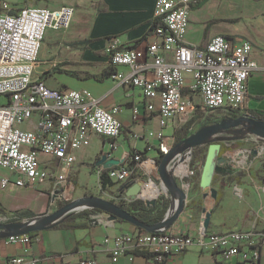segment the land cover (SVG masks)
<instances>
[{"label":"built area","instance_id":"obj_1","mask_svg":"<svg viewBox=\"0 0 264 264\" xmlns=\"http://www.w3.org/2000/svg\"><path fill=\"white\" fill-rule=\"evenodd\" d=\"M193 2L155 0L151 34L155 40L145 47L120 48L116 39H107L105 53L110 64L128 69L126 72L118 70L111 77L138 89L146 101L145 111L157 112L160 131L155 136L160 141L165 137L162 130L174 120L182 126L194 117V96H198L205 111L202 119L229 118L234 113L244 115L248 79L257 68L249 41L231 43L217 35L204 48L184 42ZM73 14L74 9L66 5L54 9L33 6L13 10L7 1L0 0L2 188L10 184L24 188L51 180L54 165L69 171L76 160L75 152L87 145L94 135L106 140L107 159L112 158L116 149V139L122 131L117 117L121 107L104 108L80 90H50L35 75L46 31L67 30ZM185 90L189 95H184ZM154 99L159 101L158 107ZM132 113L136 117L141 111L135 108ZM169 149L166 143L159 145L161 155ZM134 161L143 163L140 155H136ZM126 166L107 167L108 178L118 184L127 182L130 177L131 185L139 182L141 178L132 176ZM101 171L103 169H98V173ZM60 183L61 180H55L54 186ZM151 185L154 186L153 181L143 183L140 199L144 202ZM119 199L124 204L133 201L125 193ZM12 218L15 217L5 216L0 222H9ZM164 230L136 229L133 233L106 236L102 241L103 249L112 262L124 256L132 260L138 252L147 255L153 264H163L168 257L186 251L193 244L209 249L223 261L237 258L240 264H258L264 258V229L217 233L202 229L196 238L185 231L169 234ZM3 241L27 244L31 235L10 236ZM9 264L44 263L39 258L14 257ZM79 264H96V261L83 258Z\"/></svg>","mask_w":264,"mask_h":264},{"label":"crops","instance_id":"obj_2","mask_svg":"<svg viewBox=\"0 0 264 264\" xmlns=\"http://www.w3.org/2000/svg\"><path fill=\"white\" fill-rule=\"evenodd\" d=\"M5 1L11 5L13 10L25 7L22 4L25 1L27 3L38 1L51 5V9L62 5L70 6L74 9L73 18L76 11H82V14L88 15L87 17L82 14L78 15V19H74L71 23L72 26L70 25L63 32L48 29L44 36L61 37L60 33H63L65 37H83L77 42V45L83 49L74 52L73 59L64 63L65 65L68 64L67 67L72 66L73 69H62V66L60 68L75 72L79 76L71 77L69 82H64L65 84L62 85L57 83L56 85L46 86V81L50 77L67 76L51 71L52 76L47 72V78L42 81L43 74H41L39 80L50 90L74 89L83 91L89 94L91 98L96 99L100 106L107 109L113 106L121 107V112L117 117L122 123V131L116 139V149L112 152V158L120 161L118 166H126L130 162L129 149L144 151L143 163L133 165L132 176L135 174L147 182H154L152 194L146 192V201H148L149 206H153L152 202L156 203L161 196L169 200L167 194L159 192L161 182L155 162L161 155L159 151L161 142L166 143L170 148L174 145L176 126H181L179 121L174 120L165 127L162 130L165 136L163 141L158 140L155 136L160 131L158 114L156 111H145L144 104L146 101L139 90L129 85L120 84L112 77L103 76L109 68H112L114 72L118 70L128 71L126 67H114L110 64L105 53L107 39H116L120 48L131 47L137 42H139L138 47H145L155 40L150 35L155 0H63L61 2L57 0H23L22 3L17 0ZM48 32L50 33L48 34ZM217 35L226 37L231 43H238L243 40L251 43V57L256 62L257 68L248 79V93L243 109L244 111L264 112V0H194L189 13V24L184 42L190 46L204 48L206 43ZM72 44L76 43L73 42ZM40 53L38 66L41 63ZM85 75L101 78L99 80L84 78ZM187 78L190 77L187 76ZM189 93L187 90L184 91L185 96ZM196 98L198 96L193 98L195 103H197ZM198 101V104H200L199 98ZM153 103L158 107L159 101L157 99H154ZM135 108L141 111L136 117L132 113ZM229 134L231 133L222 136L227 137ZM107 150L108 146L104 138L97 135L92 136L87 145L75 152L76 160L70 170L74 171L76 166L83 165L84 167L85 163H92L95 166L96 180H98L100 174L98 169H108L107 167L103 168L105 164L97 167L102 154ZM251 158L252 155L249 154L248 159ZM53 168H57V166L54 165ZM71 171H69L67 178ZM131 178L123 184L117 183L114 185L115 189L105 188L114 204L117 205L122 202L119 198L125 193L126 189L124 188L131 185L129 182ZM54 185L55 180L51 179L24 188L16 187L13 184L5 188L0 186V213L4 217L6 215V217H10V215L18 217L19 221L52 213L56 209L55 203L59 202L54 200L53 193L58 190ZM84 210L67 215L60 222L63 223L61 227H51L32 234L31 241L27 244H6L3 239H0V264H9L10 259L14 257L39 258L44 264H79V261L83 258H93L96 264H153L149 258L138 252L133 255L132 260L124 256L119 258L118 261L112 262L110 256L103 249L102 241L104 237L133 233L136 231V227L130 223L121 222L119 219L113 220L105 212L75 217L77 213ZM25 213L32 218L25 216ZM192 215V207L185 201L184 212L171 227L164 231L169 234L185 231L190 237L196 238L202 230V224L200 222L197 229L196 224L190 226L189 220ZM76 225L83 226L75 227ZM240 228H232L230 225L225 224H213L207 232L217 233ZM251 228L256 231L264 229V212L260 217V221L253 223L249 229ZM163 264L240 263L237 258L223 261L209 249L193 244L186 251L168 257ZM258 264H264L263 257Z\"/></svg>","mask_w":264,"mask_h":264},{"label":"rangeland","instance_id":"obj_3","mask_svg":"<svg viewBox=\"0 0 264 264\" xmlns=\"http://www.w3.org/2000/svg\"><path fill=\"white\" fill-rule=\"evenodd\" d=\"M17 1L23 2V0ZM57 1L61 2L63 0ZM22 4L25 7L35 6L52 8L51 5L46 2L40 3L38 1H33L27 3V1H25ZM82 13V11H76L71 23H73L74 19H78V15ZM82 15L88 16L85 13ZM49 33L50 32H48V34ZM60 34L62 35L61 37H44L43 47L40 53L41 63L35 71L36 77L43 74L41 78L42 81L47 78V72L52 76L53 73H51V71H53L54 67H58L72 60L73 53L83 49L77 45V42L83 37H65L63 33ZM73 42L76 44H72ZM67 65L68 64H64L62 69H73L72 66L67 67ZM70 78L71 76H53L52 78H48L46 86L56 85L57 83L62 85L65 84L64 82H69ZM2 101L3 99L0 98V102ZM196 101V109L200 108L204 113V109L198 104V98H196ZM203 115L204 114L198 116L195 114L194 117L187 121H192L191 127L193 130H198L203 127V125L207 123V119L217 122L220 121L217 120L218 118H216V116L202 119ZM176 127L177 134L179 135L181 126L177 125ZM214 143L219 145L235 144L237 148L222 157H220L218 152L214 153L213 167L211 172L207 175L206 185L203 187L200 186L202 169L198 168L199 175L192 174L190 171L189 162L192 154L190 156L187 153V155H183V160L186 156L185 168L182 166L183 160L180 161V163H175L174 168L171 167V176L185 189L187 204L190 205L193 210V215L189 220L190 226L196 224L197 229L201 222V227L206 224V231H208L213 224H225L230 225L232 228L241 227L240 229H249L253 223H258L260 221V217L264 212V141L257 140L247 129L243 128L241 133L229 134L227 137L215 141ZM202 149L205 150L207 154L208 145L203 146ZM253 151L256 152L254 153ZM249 154L252 155L250 160L248 159ZM69 171L71 170L69 169ZM69 171L64 173L62 167L52 169L51 173L53 174V179L61 180V183L56 186L58 190L54 191V200L61 201V199H65L73 201L90 196L107 201L111 200L110 194H108L105 189L101 188L100 179L96 180V175L94 173L95 166L92 163H85L84 167L83 165L76 166L75 170L71 171L67 178ZM237 173H243L245 175L242 178V183L240 185L236 183L227 184L224 189L223 199L218 207H216V191L218 190L219 182ZM70 182H72V184H70ZM67 185H69V187H66ZM111 188L115 189L114 186ZM81 210L83 209L74 212ZM3 217L4 216L0 213V221H3Z\"/></svg>","mask_w":264,"mask_h":264},{"label":"water","instance_id":"obj_4","mask_svg":"<svg viewBox=\"0 0 264 264\" xmlns=\"http://www.w3.org/2000/svg\"><path fill=\"white\" fill-rule=\"evenodd\" d=\"M243 128L247 129L257 140L264 141V121L244 114L236 118H224L217 123L203 126L174 145L167 153L160 155V162L155 163L161 182V189H159V192L167 194L169 197V208L166 218L158 223L146 225L113 202L90 196L70 201L68 204L56 209L52 213H47L33 219L17 222H0V239L46 230L60 223L67 215L76 210L93 208L108 213L113 220H122L146 232L167 229L171 227L184 212L186 201L185 189L171 176V167L174 168L175 163L182 161L184 154L187 153L190 156L195 148L208 145L200 177V186L203 187L206 185V177L213 167L214 153L218 152L221 146L214 142L222 140L224 138L222 136L223 134L241 133ZM253 152L255 153L256 151ZM105 154L106 153L102 154L98 165L105 164V167L110 168L120 164V161L114 160L113 158L107 159ZM145 182L146 181L141 178L139 182H135L128 188L125 187V195L131 200L140 199L142 186ZM154 203L155 202H152V205H154ZM146 204L148 205L149 203L146 202ZM205 225L206 224L202 227L203 231H206Z\"/></svg>","mask_w":264,"mask_h":264},{"label":"trees","instance_id":"obj_5","mask_svg":"<svg viewBox=\"0 0 264 264\" xmlns=\"http://www.w3.org/2000/svg\"><path fill=\"white\" fill-rule=\"evenodd\" d=\"M153 32V26H151L150 28V35ZM139 42H137L136 44H134L133 46H131L132 48H138ZM61 66L63 65H59L58 67H55L53 69V73H57V74H65L67 76H71V77H78L79 75L75 72H71V71H67V70H62L60 69ZM115 72L113 71L112 68H109L108 71H106V73H104L103 76H108L111 77ZM42 78V77H41ZM84 78H95L96 80H99V77H93L91 75H85ZM195 113L198 116H201L203 114V112L200 110V108L196 109ZM246 115L251 116L252 118L258 119V120H262L264 121V112H259V111H245ZM237 117V113L232 114V118H236ZM209 118V117H208ZM224 119V118H222ZM222 119H217V120H222ZM191 122H187L184 125L181 126V132L178 135L177 134V130L174 132V137H175V144L181 142L183 139H185L186 137H188L189 135H191L192 133H194L196 130H193L191 127ZM211 123H217V121H211L210 119H207V123L204 124L203 126H207V125H211ZM192 129V130H191ZM203 147V146H202ZM202 147L200 148H195L192 152V157L190 159L189 162V168L190 171L192 172V174H196L199 175L198 172V168L202 169L204 162H205V158H206V151L202 149ZM237 148V145L232 144V145H221L220 149L218 151V154L220 156L226 154V153H230L232 152L234 149ZM144 154L145 152H140L138 150L135 149H129V159L130 162L128 163V165L126 166L129 170L133 171V165L138 163L137 161H134V157L136 155H140V159L143 160L144 159ZM161 157L156 159V162H160ZM185 160H186V156L185 159L182 162V166L185 168ZM124 165H120V166H116V167H121ZM135 174H133L134 176ZM245 175L243 173H237L236 175L233 176H228L227 178H225L223 181L219 182V186H218V190L216 191L217 194V199H216V207H218V205L220 204V202L223 199L224 196V189L227 186V184H231V183H236L238 185H240L242 182V178ZM99 179H100V184L101 187L103 189L107 188V187H112L114 185H116L117 183L112 182L108 176H107V170H103L101 171V173L99 174ZM123 187V186H122ZM112 202V200H110ZM70 201L69 200H62L59 201L56 204V209L63 207L64 205L68 204ZM119 207H121L122 209L126 210L127 212H129L131 215H133L136 219H138L139 221L143 222L146 225H153L155 223H158L162 220H164L166 218L167 215V211L169 208V200L164 197L161 196L158 198V200L156 201L155 205L153 206H149L147 204H145V202L141 199H136L133 200L132 202H130L129 204H124L122 202L117 204ZM102 211L98 210V209H85L82 212H79L75 215V217H81V216H87L89 214H95V213H101ZM24 215V213H22ZM27 215L28 218H32L31 216H29L27 213H25V216ZM19 221L18 217L12 218L9 220V222H17ZM121 222H123L122 220H119ZM63 226V223H58L52 227H61ZM83 225H76L75 227H82ZM138 230H142L140 228H136ZM36 232H32L29 233V235L35 234ZM146 258H148L147 255H144Z\"/></svg>","mask_w":264,"mask_h":264},{"label":"bare ground","instance_id":"obj_6","mask_svg":"<svg viewBox=\"0 0 264 264\" xmlns=\"http://www.w3.org/2000/svg\"><path fill=\"white\" fill-rule=\"evenodd\" d=\"M178 163H180V161H178ZM153 187H154V186L151 185V187H150V192H149L150 194H152L151 191H152V188H153Z\"/></svg>","mask_w":264,"mask_h":264},{"label":"flooded vegetation","instance_id":"obj_7","mask_svg":"<svg viewBox=\"0 0 264 264\" xmlns=\"http://www.w3.org/2000/svg\"><path fill=\"white\" fill-rule=\"evenodd\" d=\"M237 116H239V114H237ZM229 117H232V115H229ZM224 118H228V117H224ZM211 124H214V123H211ZM174 145H176L175 143H174ZM171 149V148H170ZM62 201V200H61Z\"/></svg>","mask_w":264,"mask_h":264}]
</instances>
